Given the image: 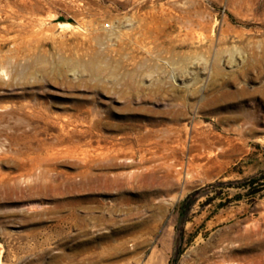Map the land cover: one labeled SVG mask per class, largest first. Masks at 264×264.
<instances>
[{"label": "rangeland", "instance_id": "rangeland-1", "mask_svg": "<svg viewBox=\"0 0 264 264\" xmlns=\"http://www.w3.org/2000/svg\"><path fill=\"white\" fill-rule=\"evenodd\" d=\"M218 262L264 264V0H0V264Z\"/></svg>", "mask_w": 264, "mask_h": 264}, {"label": "bare ground", "instance_id": "bare-ground-1", "mask_svg": "<svg viewBox=\"0 0 264 264\" xmlns=\"http://www.w3.org/2000/svg\"><path fill=\"white\" fill-rule=\"evenodd\" d=\"M89 69L91 70V71H93V72H98L99 71V67H98V65H97V63H95V62H92L90 65H89ZM162 186V185H161ZM238 236V235H237ZM241 236V235H240ZM242 238V237H241ZM241 238H239V239H241ZM244 238V237H243ZM242 238V239H243ZM225 255V254H224ZM224 257V256H223ZM222 258V257H221ZM220 258V259H221ZM229 259V258H228ZM211 260V259H210ZM223 260V259H222ZM225 260V259H224ZM223 260V261H224ZM215 261V260H214ZM220 261V260H219ZM221 262V261H220ZM225 262V261H224ZM215 263H216V261H215ZM219 263V262H218ZM229 263V262H228ZM227 263V264H228ZM210 264H212V263H210ZM220 264V263H219Z\"/></svg>", "mask_w": 264, "mask_h": 264}, {"label": "built area", "instance_id": "built-area-1", "mask_svg": "<svg viewBox=\"0 0 264 264\" xmlns=\"http://www.w3.org/2000/svg\"><path fill=\"white\" fill-rule=\"evenodd\" d=\"M108 26V25H107Z\"/></svg>", "mask_w": 264, "mask_h": 264}]
</instances>
